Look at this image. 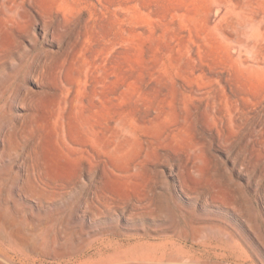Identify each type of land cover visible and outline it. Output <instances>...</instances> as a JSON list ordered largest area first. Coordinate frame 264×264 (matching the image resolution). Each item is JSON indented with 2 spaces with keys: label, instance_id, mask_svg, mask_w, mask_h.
I'll return each mask as SVG.
<instances>
[{
  "label": "rangeland",
  "instance_id": "obj_1",
  "mask_svg": "<svg viewBox=\"0 0 264 264\" xmlns=\"http://www.w3.org/2000/svg\"><path fill=\"white\" fill-rule=\"evenodd\" d=\"M198 1L33 0L38 21L21 27L0 9V107L22 86L38 93L44 127L78 113L110 143L116 120L133 129L122 130L123 156L88 159L42 136L1 154L0 214L31 226L0 231V264H40V228L57 236V250L171 237L206 264H264V72L228 58ZM254 1L264 16V0ZM191 224L216 231L204 228L192 245Z\"/></svg>",
  "mask_w": 264,
  "mask_h": 264
},
{
  "label": "bare ground",
  "instance_id": "obj_2",
  "mask_svg": "<svg viewBox=\"0 0 264 264\" xmlns=\"http://www.w3.org/2000/svg\"><path fill=\"white\" fill-rule=\"evenodd\" d=\"M198 2L201 3L203 9L205 10L206 26H208L209 29L213 30L217 35H219L228 58L233 62L239 64L241 66H239L240 70L245 68L255 72H264V16H260L259 13L254 11L255 1L200 0ZM56 3L58 5L66 4V0H56ZM33 8V0H0V9L1 13L5 15V20L15 24L18 27L25 26V24L27 23L38 21V18L32 12ZM220 9L222 10L220 11ZM49 15H51L49 11L39 12L41 25L43 27L48 25V23L50 22ZM198 18H200V16ZM237 47H242L244 49L245 53L243 56H241L239 51H236ZM11 90H13V88ZM5 92L6 90H3L2 94H5ZM37 94L38 93L32 90H27L22 86H17L16 92L12 97V102L15 101L16 103L15 106L17 113L15 115L9 114V110L13 106L12 102L8 104L7 102H5L0 107V156L1 154L8 153L9 151H13V149L17 148L19 146L20 140L22 139H30L36 143L38 139L40 140L41 136L44 137V139L45 137H47L48 140H52L51 143H54L56 148L58 147L69 154L79 153L81 155H85L88 159L93 158L96 154L104 155L109 153V155H111L112 152L119 155L121 153L123 142L120 141V137L122 134V130L124 131V129H128L127 131H130L131 129H129L127 122L125 124L120 121V119L115 121V126L114 128H111L109 135L112 139H114V143H110V141L107 140V135L104 131L100 133L99 130L94 129L93 123L87 116L82 114L78 115V113L70 121H66L67 123H65L63 120H60L59 123L56 124V120H53L52 124V120L49 119L51 121H46L47 125L44 127V123H42L37 117L38 109L36 106H34L35 104L33 98L36 97ZM76 97H78V95H76ZM78 102H80V100ZM6 105H8V109H6ZM60 108L58 107V109ZM54 109L57 108L55 107ZM74 109L76 110V107H74ZM74 109L73 112L75 111ZM53 112L54 113L51 116H53L54 118H57V116L60 115L59 110L58 112L57 110H53ZM133 133L135 132L133 131ZM133 137H135V134L133 135ZM132 149L133 147L131 148V150ZM123 155L121 153V156ZM2 178L3 177L0 176V179ZM48 194L49 195H44L45 199H48L49 197H51V195H54L55 191H51V193ZM17 225H21V227L17 228V230H22L24 232H26L25 230L29 229L31 226L29 223H27L25 218L9 217L6 216L3 212L0 214V231L6 230L8 228L11 229L12 227H15ZM192 227H194V231L192 230L193 235H190L191 237L193 236L192 238L195 240L192 245L198 244L196 243V240H199L198 238L203 235L202 230L204 228H207V230L211 231H214L216 229V227L210 225H202L199 227L192 225ZM39 230L41 231L35 234L37 235V240L40 241V246L43 245L47 248L43 250L40 248H33L32 250L38 255V258L40 256V264L44 263L47 258L52 259V261H47L48 264H141L142 262L155 264H179L183 263L184 261H191L193 263L201 264L207 263L205 262V260H203V262L200 261L197 257L198 254L196 253L197 255H193L192 252H190L191 250H189L190 253L187 252V254L189 253L190 255L184 254L185 251L183 253L182 246V244L184 243L177 247L176 245L178 241L171 237H165L160 242L153 243L150 241H141V239L144 237H141L139 235H127L126 238H128V240L137 238L138 241L134 242L133 244H129L128 246L126 245V247H123V244L120 245V241H116L115 243H113L110 241H106L107 239H103L102 244L94 248H85V245L82 243L81 247L79 246L80 248L77 250H57L54 248V246L59 242L57 236L53 235L51 239H48L43 236L48 231H46L45 229L43 231L42 228H40ZM15 232L17 233V231ZM12 234L14 240L11 241L18 242L22 245L26 244V239L18 241V239L16 238V234L14 235V233H11V235ZM97 239L98 238H93L90 240L91 242L89 241V243H92ZM230 241L232 242L231 246L241 249V247L238 246L237 242H235V240L231 236L229 237V242ZM34 243L35 241L33 242V244ZM199 245L203 246L204 248L219 247L217 245H212L206 241L200 242ZM185 250L188 251L187 249ZM239 261L240 262L237 264H248L247 259L241 258V260ZM34 262L33 264H35Z\"/></svg>",
  "mask_w": 264,
  "mask_h": 264
}]
</instances>
